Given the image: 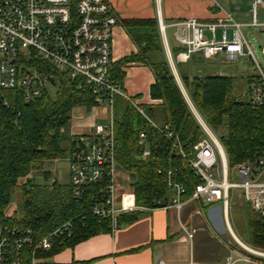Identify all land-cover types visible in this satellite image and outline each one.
I'll use <instances>...</instances> for the list:
<instances>
[{
  "label": "trees",
  "instance_id": "1",
  "mask_svg": "<svg viewBox=\"0 0 264 264\" xmlns=\"http://www.w3.org/2000/svg\"><path fill=\"white\" fill-rule=\"evenodd\" d=\"M121 26L136 53L113 63L111 77L122 85L127 65L149 68L154 79L149 97L158 103L136 108L123 98H114L115 161L132 178L136 207L163 208L170 204L173 192L168 182L184 188L182 201L189 199L201 184L190 161L194 157L193 147L203 133L167 62L157 19H124ZM44 67L57 79L58 90L53 98L44 91L26 101L21 90H0V226L30 229L37 242L62 224L72 225L69 237L54 240L48 251L34 252L37 260L112 231L110 221L98 222L89 214L86 202L73 199L69 184L38 185L29 177L42 162L66 159L74 150L77 136L63 134L70 125L73 109L90 110L99 105L87 86L78 89L66 72ZM180 77L192 105L218 137L228 170L244 162L264 160V105L250 104L248 84L252 76L247 78L246 99L234 94L235 78L231 76L189 77L180 72ZM166 127L178 139L184 157L171 150L172 140L165 137ZM140 133L145 134L149 150L145 158L137 143ZM14 191L22 194V207L6 216ZM245 206L247 244L264 251V217ZM140 215L139 211L120 215L116 227L130 224ZM24 253L23 262L27 263L33 257V248H25Z\"/></svg>",
  "mask_w": 264,
  "mask_h": 264
},
{
  "label": "built area",
  "instance_id": "2",
  "mask_svg": "<svg viewBox=\"0 0 264 264\" xmlns=\"http://www.w3.org/2000/svg\"><path fill=\"white\" fill-rule=\"evenodd\" d=\"M264 0H252L250 28L264 24L256 19L257 9ZM120 21L107 0H0V90L23 91L24 99L31 100L47 91L48 85L57 84L55 75L44 66L66 72L76 81L77 88L87 86L95 101L113 111L115 97L128 98L122 85L113 81L112 48L114 29ZM242 25L230 16L215 22L197 20L175 21L169 24L158 20V29L168 61L186 63L192 57L215 60L223 55L234 61L248 57L257 66L259 73L250 78L249 101L253 106L264 105V73L260 69L254 52L241 31ZM172 29L177 53L168 44L166 31ZM188 106L199 123L203 137L193 147L194 157L190 167L199 178L188 201L205 199L221 202L226 206L228 192L240 191L243 201L255 213L264 217V160L244 162L234 168L237 182L229 181V171L221 144L199 117L190 101ZM137 108V107H136ZM140 113L141 110L138 109ZM166 139L172 140L171 150L184 157L179 141L165 128ZM115 131L113 117L107 124H95L87 136H78L76 146L66 158L69 164V182L72 197L86 202L91 216L98 222L110 221L116 228L117 218L129 213V208L118 206L114 200ZM138 146L142 158L149 155L146 136L140 133ZM219 167V178L213 171ZM168 185L173 189L171 206L177 212L184 205L181 185ZM71 223H65L51 231L39 241L33 239L30 229L17 226H0V264H37L33 256L36 251H48L51 243L63 236L71 235ZM183 238L190 242L194 231L181 225ZM238 257L227 255L218 264H264V251L237 242ZM33 248L32 258L23 262L25 248ZM157 264H170L159 261ZM180 264H195L191 259Z\"/></svg>",
  "mask_w": 264,
  "mask_h": 264
},
{
  "label": "crops",
  "instance_id": "3",
  "mask_svg": "<svg viewBox=\"0 0 264 264\" xmlns=\"http://www.w3.org/2000/svg\"><path fill=\"white\" fill-rule=\"evenodd\" d=\"M107 1L112 6L114 12L116 13L120 21L119 25L114 29L113 34V63H116L122 58L136 53L135 45L132 43L131 39L121 26V20L157 19V21L161 20L162 22L169 24L171 22L185 20L215 22L217 19H220L224 16L223 11L216 12V10H214V7H211L213 6L212 3L204 2L200 4V1L198 0ZM249 3L247 5V13L251 10V4ZM232 14L233 16H237L235 15V12H233ZM257 18L258 14L256 13V19ZM240 24L243 25L247 23H243L242 21ZM261 24H264L263 20L261 21ZM168 30L171 31V34L173 33L172 29ZM168 44L170 48L174 51V49L176 48V43L173 40V37L171 44L170 42H168ZM198 60L199 57L194 56L189 61ZM189 61H187L186 63H188ZM178 64L180 65L185 63ZM176 72L181 82L180 72L177 68ZM123 73L124 76L122 79V88L128 98L133 100L138 105H149L158 103L157 101H152L149 97V88L154 82L152 73L149 68L140 64L133 63L127 65L123 69ZM87 111H89L88 116H90L91 119L83 124H79L78 122H72L70 126L71 136H87L90 134L91 127L93 125L102 124V122L106 121L108 122L110 118L113 117V111L110 112V110L108 109L110 118L106 119L105 110H98V106L93 107ZM195 111L203 120L202 116L198 113V111L196 109ZM224 157L226 159L225 153ZM55 161L56 160L44 162ZM44 162H42L37 169L33 170L29 176L34 184L51 185L53 182H57L54 178L51 179L50 182H48L51 177L48 171L42 168ZM219 167L220 165L217 166V169L215 171L217 173L215 178H219ZM228 171L229 181L233 177H235L237 180V176L234 172V169L232 171ZM40 179L44 180L45 183L42 184L39 182H34V180L38 181ZM131 183V176L128 173L124 172L119 166H116L113 182L115 203L118 206L129 208L130 212H141L140 217L136 221L130 224L120 225L119 227L112 229V231L109 233L97 234L93 237L88 238L85 241L76 244L73 248H67L53 255L52 257L38 259L37 264H157V262L159 261H164L170 264H180L188 262L190 259L195 264H218L227 255H231L229 252V250L231 249L230 241H218L208 229L209 223L206 218V211L208 209L209 203H212L211 201H206L203 198L199 201H188L187 199L184 201V205L181 207L179 212H177L175 208L171 206V202L168 206L163 208H138L135 206V199L131 188ZM235 191L239 190H229L228 201L226 206H223L222 203L221 205L223 208V216L225 218V222L228 226L231 236L235 240H233V243L237 247L236 249L239 250L237 242L247 246L249 245L242 243L236 238V236L233 234L228 225L226 217L230 198L235 197ZM173 195L174 194L172 192L171 201ZM238 196H240L241 198L240 191ZM244 205L247 204L244 202ZM9 215L11 214L6 213V216ZM181 225L185 226L188 230L194 231L193 238L190 242L183 238L184 234L181 231ZM200 235H205L210 242L212 241V243H216L217 246L220 245L221 247H223L225 250H227V254L219 260H214L211 258L213 255L212 253H204L202 251L199 252V245L196 242L198 241L197 237Z\"/></svg>",
  "mask_w": 264,
  "mask_h": 264
},
{
  "label": "rangeland",
  "instance_id": "4",
  "mask_svg": "<svg viewBox=\"0 0 264 264\" xmlns=\"http://www.w3.org/2000/svg\"><path fill=\"white\" fill-rule=\"evenodd\" d=\"M199 3H212L214 10L216 12L223 11L224 17L230 16L231 19L235 22L241 24L242 28L241 31L245 36L246 40L249 42L256 61L264 73V32L261 31L260 28H250L248 24L251 22V10L247 13V5L248 3L251 4L252 0H198ZM233 12H235L237 16H233ZM258 14V23L261 24V21H264V6H260L257 9ZM172 34L170 30L166 31V37L168 42L172 41ZM166 56V55H165ZM167 62L170 66L172 74L175 77L176 83L181 90V93L187 102L188 95L182 86L176 72V68L179 72H184L189 77H204L208 75H220V76H231L235 78V86H234V94L238 97H243L244 99L247 98L246 91H247V78L249 76H256L259 73L256 64L249 59L248 57L239 58L237 60L229 61L225 59L223 55L218 56L215 60H198V61H189L185 64H178L176 62L171 63ZM47 93L50 97H54L57 93L58 86L55 85H48L47 86ZM188 104V103H187ZM190 109V108H189ZM98 110L102 111L105 110L106 119L110 118L109 112L107 107L105 106H98ZM89 111H87L84 107H75L71 113V120L70 125L63 131L64 135H70V126L72 122H78L79 124H83L91 119L88 116ZM102 124H107L106 122H102ZM69 164L66 159H58L55 162H44L42 168L47 170L50 174V180L55 179L59 184H66L69 181ZM214 176L216 177L217 173L213 171ZM230 181L237 182L236 178L233 177ZM35 183L39 182L44 184V180H34ZM47 182V183H48ZM235 197H231L229 201V207L227 211V222L228 225L236 236V238L241 241L242 243H248V227H247V220H246V206L244 205L243 200L240 198L239 191H235ZM23 203L22 194L19 191H14L11 195L10 204L7 207L5 214H14V212L21 209ZM9 215V216H11ZM206 218L208 221V229L211 233L216 237L218 241L228 242L231 243V249L229 250L230 254L234 259L239 258L237 254V247L233 243L235 240L231 236L228 226L225 222V218L223 216V208L221 202H212L209 203L208 209L206 211ZM197 244L199 245V252L202 251L204 253H212V259H221L227 254V250H225L220 245L210 242L206 236L200 235L197 237ZM234 240V241H233ZM205 247H204V245ZM197 245V248H198ZM196 248V246H195ZM206 248V249H205ZM206 250V251H205ZM198 251V249H197ZM213 262V261H212ZM235 264H244L242 261H237Z\"/></svg>",
  "mask_w": 264,
  "mask_h": 264
}]
</instances>
